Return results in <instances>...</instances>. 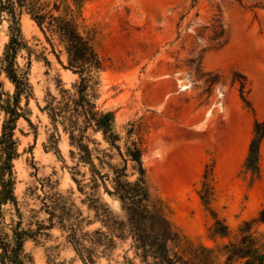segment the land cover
Listing matches in <instances>:
<instances>
[{"label": "rangeland", "instance_id": "obj_1", "mask_svg": "<svg viewBox=\"0 0 264 264\" xmlns=\"http://www.w3.org/2000/svg\"><path fill=\"white\" fill-rule=\"evenodd\" d=\"M40 1L71 15L103 59L98 104L112 113L121 146L142 142L150 209L180 237L171 248L188 259L205 250L212 264H229L224 246L264 208V140L259 174L245 167L255 123L264 122V0ZM10 23L0 13V53ZM21 28L28 48L18 61L31 62L34 96L30 122L20 119L15 131L18 207H3L5 222L21 219L36 233L25 244L35 264H140L120 202L44 111L49 95L78 79L65 69L64 48H53L27 14ZM5 90L14 92L8 81ZM90 136V148L111 152L101 134ZM215 218L229 236L214 233ZM252 233L264 244V224Z\"/></svg>", "mask_w": 264, "mask_h": 264}, {"label": "trees", "instance_id": "obj_2", "mask_svg": "<svg viewBox=\"0 0 264 264\" xmlns=\"http://www.w3.org/2000/svg\"><path fill=\"white\" fill-rule=\"evenodd\" d=\"M81 1L74 0V3L79 7ZM0 13H7L11 22L9 41L0 53V264H35L33 257L26 252L25 244L36 237V233L22 228L21 219L15 225L7 224L3 213V207L8 204L18 207L14 172L18 140L15 131L20 119L30 122L29 101L34 96L30 81L31 62L24 67L18 61L20 53L28 48L21 28L24 14L37 24L53 48L55 45L52 41L64 48L68 59L65 69L78 76L71 89H63L60 97L48 96L50 99L44 111L57 137H61L62 129L79 159L90 165L91 171L105 185L106 192L120 202L131 228V249L135 258L140 260V264H212L211 252L206 255L204 250L200 255L188 259L183 253L171 248V244L178 243L180 237L165 215L150 209L151 196L143 162V144L134 140L121 146L122 138L114 129L112 113L103 110L98 104L104 61L95 51L90 38L80 32L72 16L61 13L58 4L51 7L40 0H0ZM6 81L13 86V94L5 90ZM24 99L26 104L22 105ZM244 102L251 108L246 99ZM95 134L102 135L111 152L90 148L93 142L90 135ZM263 140L264 122H256L245 163L247 171L254 175L260 172ZM71 154L76 155L74 151ZM94 158H97L102 168L108 167L106 174L96 167ZM254 224H264V208L257 219L245 222L240 227V240L224 246L223 252L229 264L236 261L264 264V244L259 245L252 233ZM213 229L216 235L229 236L228 227L217 218ZM131 263L128 260L127 264Z\"/></svg>", "mask_w": 264, "mask_h": 264}]
</instances>
